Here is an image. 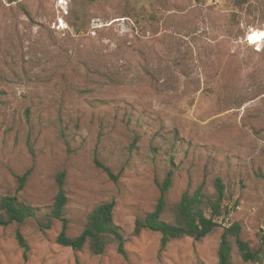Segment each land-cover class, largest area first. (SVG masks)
Here are the masks:
<instances>
[{
	"label": "rangeland",
	"instance_id": "1",
	"mask_svg": "<svg viewBox=\"0 0 264 264\" xmlns=\"http://www.w3.org/2000/svg\"><path fill=\"white\" fill-rule=\"evenodd\" d=\"M252 29H264V0H0V199L36 208L0 227V264H218L233 223L262 249L264 42L248 41ZM63 170L67 233L114 200L126 256L57 242ZM171 170L166 218L184 192L212 194L217 177L230 213L203 239L161 250L159 232L134 229ZM232 259L264 264L263 253L243 261L235 245Z\"/></svg>",
	"mask_w": 264,
	"mask_h": 264
},
{
	"label": "trees",
	"instance_id": "2",
	"mask_svg": "<svg viewBox=\"0 0 264 264\" xmlns=\"http://www.w3.org/2000/svg\"><path fill=\"white\" fill-rule=\"evenodd\" d=\"M151 78L154 86L162 85H158L161 81L157 79L155 81L153 75ZM97 164L102 166L111 176H114L109 167L98 161ZM28 175L26 173L19 177L18 191L23 189ZM172 176L173 171L171 170L160 185V197L155 209L143 219L137 218L134 229L135 234L143 228L159 232L161 250L176 239L184 237H192L196 240L203 239L221 227L220 219H224L230 213V207L226 203L225 185L222 179L217 177L214 183L215 191L212 194L206 192L203 186H199L193 192H184L181 199L171 207L169 218H166L167 192L172 186ZM57 182L58 192L54 198L51 211V216L63 223L57 242L77 251L88 246L94 255H102L115 245L118 253L126 256L125 237L121 228L114 221L116 202L111 200L97 205L88 215L86 225L80 234L70 236L67 233L69 221L65 216L68 196L65 191L66 172L64 170L58 173ZM35 215L36 208L17 195H4L0 199V227H7L13 223L21 224L27 218ZM241 230L242 227L239 223L224 226L218 249V264H234L232 259L234 245L243 261H261L262 253L264 254V232L262 235L263 248L254 250L248 242L242 239ZM16 238L20 246L27 251L29 244L20 230H17Z\"/></svg>",
	"mask_w": 264,
	"mask_h": 264
},
{
	"label": "bare ground",
	"instance_id": "3",
	"mask_svg": "<svg viewBox=\"0 0 264 264\" xmlns=\"http://www.w3.org/2000/svg\"><path fill=\"white\" fill-rule=\"evenodd\" d=\"M248 41L251 44H261L264 42V29H252L248 33Z\"/></svg>",
	"mask_w": 264,
	"mask_h": 264
}]
</instances>
